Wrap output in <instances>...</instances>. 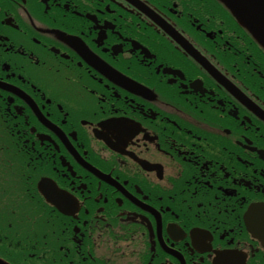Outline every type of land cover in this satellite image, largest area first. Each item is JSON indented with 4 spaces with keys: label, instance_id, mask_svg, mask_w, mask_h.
I'll return each mask as SVG.
<instances>
[{
    "label": "flooded vegetation",
    "instance_id": "af4514ba",
    "mask_svg": "<svg viewBox=\"0 0 264 264\" xmlns=\"http://www.w3.org/2000/svg\"><path fill=\"white\" fill-rule=\"evenodd\" d=\"M0 125L64 264H264V53L213 0H0Z\"/></svg>",
    "mask_w": 264,
    "mask_h": 264
},
{
    "label": "water",
    "instance_id": "95a60500",
    "mask_svg": "<svg viewBox=\"0 0 264 264\" xmlns=\"http://www.w3.org/2000/svg\"><path fill=\"white\" fill-rule=\"evenodd\" d=\"M226 2L264 43V0H226Z\"/></svg>",
    "mask_w": 264,
    "mask_h": 264
},
{
    "label": "rangeland",
    "instance_id": "374dc122",
    "mask_svg": "<svg viewBox=\"0 0 264 264\" xmlns=\"http://www.w3.org/2000/svg\"><path fill=\"white\" fill-rule=\"evenodd\" d=\"M22 210H23V208H22ZM24 231H26V230H24ZM39 238V237H38Z\"/></svg>",
    "mask_w": 264,
    "mask_h": 264
}]
</instances>
